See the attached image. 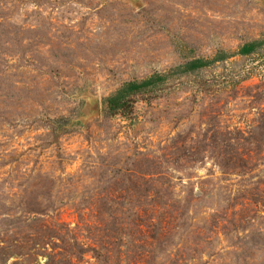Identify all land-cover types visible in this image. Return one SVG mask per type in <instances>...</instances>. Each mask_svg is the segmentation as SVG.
Here are the masks:
<instances>
[{
  "label": "rangeland",
  "instance_id": "374dc122",
  "mask_svg": "<svg viewBox=\"0 0 264 264\" xmlns=\"http://www.w3.org/2000/svg\"><path fill=\"white\" fill-rule=\"evenodd\" d=\"M0 264H264V0H0Z\"/></svg>",
  "mask_w": 264,
  "mask_h": 264
},
{
  "label": "trees",
  "instance_id": "16d2710c",
  "mask_svg": "<svg viewBox=\"0 0 264 264\" xmlns=\"http://www.w3.org/2000/svg\"><path fill=\"white\" fill-rule=\"evenodd\" d=\"M256 45L255 44H249L247 45L243 50V55H249L255 51ZM208 65H210V62L204 61V60H196L192 62L188 67H186L187 71H196L198 69H204ZM165 77H155L151 78L149 80H146L142 83H128L126 84L116 95L113 97L108 98L105 101V107L109 111L112 112H119L126 108L128 104V99L134 95L138 94L142 91L147 90L148 88L152 87L156 83L164 82Z\"/></svg>",
  "mask_w": 264,
  "mask_h": 264
},
{
  "label": "bare ground",
  "instance_id": "6f19581e",
  "mask_svg": "<svg viewBox=\"0 0 264 264\" xmlns=\"http://www.w3.org/2000/svg\"><path fill=\"white\" fill-rule=\"evenodd\" d=\"M95 108V107H94Z\"/></svg>",
  "mask_w": 264,
  "mask_h": 264
}]
</instances>
